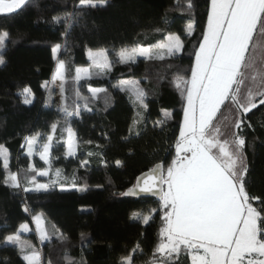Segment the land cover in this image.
<instances>
[{
  "label": "trees",
  "instance_id": "obj_1",
  "mask_svg": "<svg viewBox=\"0 0 264 264\" xmlns=\"http://www.w3.org/2000/svg\"><path fill=\"white\" fill-rule=\"evenodd\" d=\"M209 1L192 0L189 9L187 0H108L103 7L80 9L79 0H33L17 14L0 15V31L10 34L5 63L0 64V145L10 153L11 170L26 169L31 159L22 151L25 137L37 132L47 134L51 125L59 122L51 158L66 178L61 184L68 189L61 191L60 184L48 192L11 189L3 183L5 172L0 161V264H27L17 245H5L3 241L21 223L30 224L37 213L52 228L51 240L40 243L41 264H68L69 259L72 264H119L120 258L127 256L137 243L140 248L133 255L134 264L166 259L153 252L163 226L162 210L147 225L132 219L133 212L158 209L159 196L120 193L132 188L136 178L155 164L163 162L166 169L175 156L185 100L174 79H189L203 33L202 26L194 28L190 35L185 28L189 22L198 21L201 25ZM68 14H74V18L60 23L53 19ZM169 32L180 34L185 45L175 57L164 61L137 57L127 64L116 62L113 49L118 51L137 43L155 44ZM56 44L62 46L57 57L66 61L68 69L64 95L67 99L53 105L41 85L54 72L52 47ZM100 48L109 50L111 70L74 81L75 68L89 65L87 50ZM123 79L140 82L147 93V111L138 109L127 92L114 87ZM75 82L82 96H90L89 86L107 89V96L100 94L97 100H90L91 112L82 110L80 116L70 118L71 127L80 122L92 143L78 145L76 155L69 157L65 156V133L61 138L65 123L60 106L66 103L69 111L74 109ZM24 86L34 93L30 105L24 104L17 94ZM162 110L170 113L163 131L154 127V122L163 118ZM138 111L143 117L137 129L140 134H130L129 126ZM245 115L246 126L241 134L246 139L249 168L246 187L250 195L264 197V105L258 104ZM118 160L121 165L116 164ZM81 161H88L87 167H81ZM73 182L77 188L87 186V190L72 188ZM253 206L259 209L260 204L253 201ZM81 233L86 234L84 241ZM59 234L67 239L60 241ZM23 237L32 247L38 245L34 233ZM171 264H190L183 247L178 257L173 254Z\"/></svg>",
  "mask_w": 264,
  "mask_h": 264
},
{
  "label": "snow or ice",
  "instance_id": "obj_2",
  "mask_svg": "<svg viewBox=\"0 0 264 264\" xmlns=\"http://www.w3.org/2000/svg\"><path fill=\"white\" fill-rule=\"evenodd\" d=\"M32 2L0 0V15L17 14ZM107 4L108 0H79L77 7L88 9ZM187 7L192 8V0H187ZM73 18L74 14H68L53 19L60 23L61 19L67 21ZM258 25L259 34L264 36V0H210L206 27L194 53L190 78L177 76L174 79L175 87L185 100L179 136L175 142V156L166 169L163 162L157 163L147 173L138 176L132 188L120 193L124 196L141 193L159 196L158 209L150 208L147 213L133 212L132 219L147 225L154 219V214L162 210L163 226L159 229V240L153 250L154 255L166 258L160 264H171L173 254L178 257L182 247L190 256L191 264H264V197L252 196L247 190L246 139L241 134L246 126L245 114L257 108L258 104L264 105V72L256 70L255 58L250 54V44ZM193 31L194 24L189 22L185 32L190 35ZM9 41V32L0 31V64L5 63L4 52ZM61 47V44L52 47L54 58ZM184 47L181 35L169 32L155 44L145 46L137 43L112 51L117 57L116 62L127 64L135 62L137 56L149 61H164L175 57ZM88 58L91 61L88 67L75 68L73 79L77 83L81 79H91L92 69H97L96 74L99 75L112 68L108 49H88ZM67 71L66 61L57 60L51 81H45L41 87L49 90L51 84L59 81L62 99L66 101L63 94ZM250 73L254 87L250 85L242 91L241 86L249 80ZM139 83L138 80H125L114 87L127 92L138 109L147 111V93ZM74 92L77 101L74 109L69 111L66 103L60 106L65 123L61 138L67 133L65 155L69 157L76 155L78 146L70 118L80 116L82 110L91 112L89 101L97 100L100 94L107 96V89L91 86L88 88L90 96H82L78 88ZM17 94L24 104L33 103L34 93L29 86H24ZM225 109L230 116L225 115ZM162 112L163 118L154 122V127H159L161 131L170 118L167 110ZM142 122L143 117L138 111L129 126V133L139 135L137 129ZM58 126L59 122L53 123L51 132L46 136L37 132L25 137L21 147L26 149L27 157L36 154L49 165L37 170L35 165L29 164L25 185L30 187L21 184L19 172L10 170V153L0 145V161L5 172L3 183L6 186L24 192H48L60 184L63 178L60 169L55 170L56 178L47 183L37 180V176L50 175L51 151ZM116 164L121 165L122 162L118 160ZM87 165L88 161H81V167ZM71 187L77 188L75 182ZM60 190L68 189L60 184ZM77 190L86 191L87 186ZM253 201L259 202V209L253 206ZM24 210L27 212L28 208ZM33 220L40 242L50 241L51 235L43 226L42 215L34 216ZM28 231V224L21 223L15 233L4 237L3 243L17 245L27 264H41L40 251L21 240L20 233ZM57 239L63 242L67 237L59 234ZM85 239L86 234L81 233V240ZM29 248L32 250L28 251ZM139 248L137 243L127 256L120 258L119 264H134L133 255ZM68 264H72L70 259ZM149 264H157L156 259Z\"/></svg>",
  "mask_w": 264,
  "mask_h": 264
},
{
  "label": "rangeland",
  "instance_id": "obj_3",
  "mask_svg": "<svg viewBox=\"0 0 264 264\" xmlns=\"http://www.w3.org/2000/svg\"><path fill=\"white\" fill-rule=\"evenodd\" d=\"M60 18H63V17H65L64 15H62V16H59ZM61 21H63V19H61ZM92 50H97V49H92ZM137 57H141V56H137ZM136 57V58H137ZM87 58H88V50H87ZM56 63H57V60H60L58 57H57V54H56ZM88 60H89V58H88ZM56 63H55V67H56ZM90 63H91V61L89 60V65H90ZM89 65H87V66H79V67H88ZM54 71H55V69H54ZM97 69H92V72H93V74H96L97 73ZM54 73V72H53ZM73 74H75V71H74V73ZM53 75V74H52ZM51 78H52V76H51ZM51 78H50V80L49 81H51ZM125 80H132V79H123V80H121V81H125ZM75 84H76V82L73 84V91L76 89V87H75ZM60 82L59 81H57L55 84H51L50 85V89L49 90H47V94H48V100H49V102H51V103H53V105H56L57 103H59V101L62 99V95H61V91H60ZM140 86V85H139ZM63 95H65V92H64V94ZM61 127H63V125L61 126ZM65 127V126H64ZM63 129V128H62ZM72 129L75 131V133H76V137H77V140H78V145H80V144H84V143H86L87 141H88V138H87V133H86V131H85V129L83 128V126L80 124V122H78L76 125H75V127H72ZM51 132V131H50ZM49 132V133H50ZM49 133H47V134H49ZM47 134H45V136L47 135ZM64 138H65V141H66V139H67V133H65V136H64ZM25 143V139L23 140V144ZM22 144V145H23ZM78 147V146H77ZM66 150H67V145H66ZM76 150H77V148H76ZM22 151H23V153L24 154H26V149L25 148H22ZM66 156V155H65ZM33 157H35V159H34V161L32 160V158ZM29 158V157H28ZM31 160H30V162H29V164L31 163V164H33V165H35V168L37 169V170H39V169H44V168H48L49 167V165H47V164H45L43 161H41L40 159H39V156L38 155H36V154H34L31 158H30ZM50 163H51V170H50V175L48 176V177H40V176H37V180L39 181V182H42V183H47V182H49L50 181V179H55L56 177H55V170L56 169H59L57 166H56V164L54 163V159H52L51 158V161H50ZM29 164H28V167L26 168V169H21V168H16L15 170H11L12 172H19L20 173V182H21V184L22 185H25V176H26V170L29 168ZM37 164H40L41 165V167H38V165ZM21 170H25V171H21ZM61 170V169H60ZM61 174H62V171H61ZM62 179H61V181H60V184L61 183H63V182H65V177L63 176V174H62ZM57 185H59V184H57ZM25 186H29L30 187V185H25ZM37 215H42L41 213H37V214H35V215H33L32 217H31V223L30 224H28V226H29V229H30V231H28V232H21L20 233V236H21V240L23 241V242H26V244H28L27 242L28 241H25L24 240V237H23V234H26V233H30V232H32V233H34V235L36 236V240H37V242H38V245L35 247V249L36 250H38V251H41L40 250V240H39V238H38V233H37V231H36V228H37V225H36V223L34 222V220H33V217L34 216H37ZM42 217H43V215H42ZM43 226H44V228L48 231V233L52 236V228H51V226L49 225V224H47L46 222H45V219H44V217H43ZM32 249H28V251H31ZM41 253V252H40Z\"/></svg>",
  "mask_w": 264,
  "mask_h": 264
},
{
  "label": "crops",
  "instance_id": "obj_4",
  "mask_svg": "<svg viewBox=\"0 0 264 264\" xmlns=\"http://www.w3.org/2000/svg\"><path fill=\"white\" fill-rule=\"evenodd\" d=\"M209 6H210V1H209ZM209 6H208V8H209ZM206 23H207V13H206L201 25H200V22L197 21L194 23V28H199L200 26H202V28L204 30V28L206 27ZM250 54L255 58L256 70L258 72H264V36H261L259 34V25H258V31L256 33H254L253 42H252V44H250ZM194 62H195V56H194L193 64H194ZM190 75H191V73H190ZM250 76H251V73L249 74V80H246L245 84L241 86L242 91L251 85ZM251 86L254 87V85H251ZM224 111H225V115H229V116L231 115L226 109ZM181 123H182V121H181ZM178 136H179V133H178ZM189 261L191 264L190 256H189ZM157 264H160V261L157 262Z\"/></svg>",
  "mask_w": 264,
  "mask_h": 264
},
{
  "label": "water",
  "instance_id": "obj_5",
  "mask_svg": "<svg viewBox=\"0 0 264 264\" xmlns=\"http://www.w3.org/2000/svg\"><path fill=\"white\" fill-rule=\"evenodd\" d=\"M156 165V164H155ZM155 165L153 166V167H155ZM152 167V168H153ZM151 169V168H150ZM149 169V170H150ZM149 170H147V171H145L144 173H147ZM143 174V173H142ZM139 176H141V174L139 175ZM137 179V178H136ZM136 184V180H135V182H134V185ZM133 185V186H134ZM137 196H157V195H153V194H144V193H141L140 195H137Z\"/></svg>",
  "mask_w": 264,
  "mask_h": 264
}]
</instances>
